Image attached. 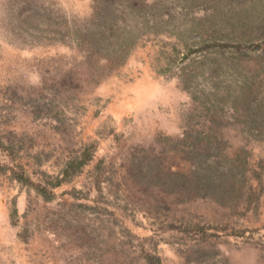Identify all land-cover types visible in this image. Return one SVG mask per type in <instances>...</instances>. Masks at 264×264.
Masks as SVG:
<instances>
[{"label": "rangeland", "instance_id": "1", "mask_svg": "<svg viewBox=\"0 0 264 264\" xmlns=\"http://www.w3.org/2000/svg\"><path fill=\"white\" fill-rule=\"evenodd\" d=\"M263 102L264 0H0V264H264Z\"/></svg>", "mask_w": 264, "mask_h": 264}, {"label": "trees", "instance_id": "2", "mask_svg": "<svg viewBox=\"0 0 264 264\" xmlns=\"http://www.w3.org/2000/svg\"><path fill=\"white\" fill-rule=\"evenodd\" d=\"M249 105L247 108L250 110V113L245 115L244 117H243V113L244 112L246 113V111H243L241 109L242 106L241 107L239 106L240 109H238V106L236 105L234 106V113L236 114L235 116H237L236 119L238 121H241V120L243 121L245 118H247L246 119L247 121H243V123L250 122L249 124H257V125L263 126L264 125L263 124L264 123V102L258 104L257 106L254 105L253 107ZM203 138L208 139L207 136L205 135L201 136V134L195 136L196 142H194V145L191 148V151L189 153L191 155L190 157L194 160V165H199L192 172V177H190V181L186 179L185 175L182 176L183 177L182 180H179L176 176L177 175L176 172H174L172 173V175L175 176V179L173 180V184L175 186H177V184L183 185V187L187 189L190 195L192 194L196 196H215L216 197L218 194H225L227 192V188L230 185L229 186L226 184L224 185L219 182V179L217 177V174H218L217 169L215 168L214 170V168H212L213 161L211 163L201 164V161L203 162V160L201 159V156L203 155V152L205 149H203L202 151L200 150L199 147H200V144ZM209 143H208V146H209ZM212 147L217 148L218 146L217 144H213ZM209 170L211 171V173H206ZM228 170L229 171H227V173L232 172L231 169H228ZM37 190L43 195L46 194L47 192L44 187H37Z\"/></svg>", "mask_w": 264, "mask_h": 264}]
</instances>
